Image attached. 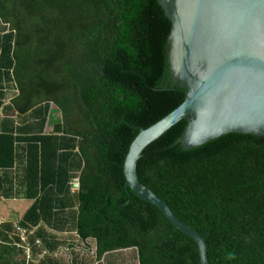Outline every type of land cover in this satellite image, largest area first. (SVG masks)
I'll use <instances>...</instances> for the list:
<instances>
[{
  "label": "trees",
  "instance_id": "obj_1",
  "mask_svg": "<svg viewBox=\"0 0 264 264\" xmlns=\"http://www.w3.org/2000/svg\"><path fill=\"white\" fill-rule=\"evenodd\" d=\"M170 31L158 0H0V198L31 201L17 224L0 222V264H26L17 227L34 259L46 252L30 264H58L66 237L47 229L94 240L98 258L135 248L139 264H199L191 238L124 190L131 142L185 98ZM187 123L145 148L139 180L203 237L209 264H264V137L183 150Z\"/></svg>",
  "mask_w": 264,
  "mask_h": 264
},
{
  "label": "water",
  "instance_id": "obj_2",
  "mask_svg": "<svg viewBox=\"0 0 264 264\" xmlns=\"http://www.w3.org/2000/svg\"><path fill=\"white\" fill-rule=\"evenodd\" d=\"M171 23L167 65L184 101L131 142L124 163V190L156 207L198 247L199 264H209L203 237L178 219L138 178L147 146L182 120L176 143L183 150L235 133L264 137V0H158ZM79 189V180H71ZM126 202L124 205H126Z\"/></svg>",
  "mask_w": 264,
  "mask_h": 264
},
{
  "label": "crops",
  "instance_id": "obj_3",
  "mask_svg": "<svg viewBox=\"0 0 264 264\" xmlns=\"http://www.w3.org/2000/svg\"><path fill=\"white\" fill-rule=\"evenodd\" d=\"M48 123V122H47ZM52 129V127H51ZM45 131L48 130V124L45 126ZM73 179V178H72ZM71 179V180H72ZM78 179V178H77ZM70 180V181H71ZM70 181L68 182V186L71 193L78 192L80 189L75 190L72 189L70 186ZM2 201H10V202H17V201H24L25 205L22 203L18 210L16 209L15 212L21 216L23 212L30 206L31 201L27 199H21L16 197H9V199L0 198ZM14 204H10L7 208V211L11 210ZM9 214V213H7ZM0 221L8 222L12 221L10 217H3L0 215ZM51 233H55L57 236H64L66 237L63 240V245L58 248L56 252L51 254L50 256L53 257L56 263L58 264H139L137 258V251L135 248H126V249H118L111 251L109 253L103 254L100 258L97 255V249L94 243V240H80L78 239V234L75 230L69 229L67 232L59 233L54 232L52 229H47ZM41 258V257H40ZM40 258L34 259V262H38Z\"/></svg>",
  "mask_w": 264,
  "mask_h": 264
},
{
  "label": "rangeland",
  "instance_id": "obj_4",
  "mask_svg": "<svg viewBox=\"0 0 264 264\" xmlns=\"http://www.w3.org/2000/svg\"><path fill=\"white\" fill-rule=\"evenodd\" d=\"M55 109H57V108L54 105H52L50 113H49V118H48V130L49 131L51 130V127L53 126V124L59 120L60 113H59V111H56ZM49 131H46V132H49ZM18 200H21V199H18ZM19 203L20 204L23 203L25 205L24 201H17V202L12 203L10 201H2L0 199V215H2L3 217H6V216L10 217L13 222H17L19 217H20L19 214L21 212L19 214H17V213L15 214L13 212L16 211L18 206L19 207L21 206ZM10 204H14V206H12L11 210L7 211V208L9 207ZM18 210H19V208H18ZM7 213H9V214H7ZM0 222H2V221H0Z\"/></svg>",
  "mask_w": 264,
  "mask_h": 264
},
{
  "label": "built area",
  "instance_id": "obj_5",
  "mask_svg": "<svg viewBox=\"0 0 264 264\" xmlns=\"http://www.w3.org/2000/svg\"><path fill=\"white\" fill-rule=\"evenodd\" d=\"M18 233L20 234V243L15 244L17 248H22L24 251V256L26 259V264H30V263H34V258H33V254H32V248L31 246L27 243V235H26V231L17 227ZM35 244L37 246H40V242L39 241H35ZM43 254H46V252H44ZM43 254H41L39 256L42 257Z\"/></svg>",
  "mask_w": 264,
  "mask_h": 264
},
{
  "label": "clouds",
  "instance_id": "obj_6",
  "mask_svg": "<svg viewBox=\"0 0 264 264\" xmlns=\"http://www.w3.org/2000/svg\"><path fill=\"white\" fill-rule=\"evenodd\" d=\"M73 179H77V178H73ZM70 186H71V181H70ZM78 190V189H77ZM16 224H17V222H15ZM24 230V229H23ZM26 231V230H25ZM55 232V231H54ZM32 232H29V235L31 234ZM55 234V233H54ZM90 240H92V239H90ZM36 241H38V240H36ZM17 244V243H16ZM16 246V245H15ZM40 247H41V244H40ZM40 256V255H39ZM39 256H38V258H39Z\"/></svg>",
  "mask_w": 264,
  "mask_h": 264
}]
</instances>
